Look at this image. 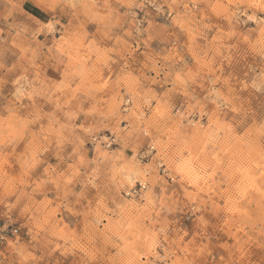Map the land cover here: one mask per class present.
I'll use <instances>...</instances> for the list:
<instances>
[{
  "label": "clouds",
  "instance_id": "9594fccd",
  "mask_svg": "<svg viewBox=\"0 0 264 264\" xmlns=\"http://www.w3.org/2000/svg\"><path fill=\"white\" fill-rule=\"evenodd\" d=\"M0 264H264V0H0Z\"/></svg>",
  "mask_w": 264,
  "mask_h": 264
}]
</instances>
